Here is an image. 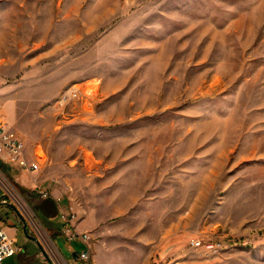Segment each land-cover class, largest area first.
I'll list each match as a JSON object with an SVG mask.
<instances>
[{
  "label": "rangeland",
  "instance_id": "1",
  "mask_svg": "<svg viewBox=\"0 0 264 264\" xmlns=\"http://www.w3.org/2000/svg\"><path fill=\"white\" fill-rule=\"evenodd\" d=\"M0 119L49 157L0 161L26 264L83 248L38 204L90 264H264V0H0Z\"/></svg>",
  "mask_w": 264,
  "mask_h": 264
},
{
  "label": "built area",
  "instance_id": "2",
  "mask_svg": "<svg viewBox=\"0 0 264 264\" xmlns=\"http://www.w3.org/2000/svg\"><path fill=\"white\" fill-rule=\"evenodd\" d=\"M69 92L71 96L79 98L82 89L73 87ZM91 94L93 93L91 92ZM33 155L34 157L31 158L28 154L23 137L0 119V157L7 162L18 165L25 171H40L48 162V153L39 144L34 149ZM40 193L44 198L49 196L47 190L40 189ZM76 217L74 213L62 214L64 220L63 235L70 241L78 240L84 244V247L75 253L74 258L78 264H90L93 257V235L91 231H80L76 228ZM193 244L196 246L203 245L201 240H193ZM214 245V243L209 242L205 246L211 249ZM48 247V259L45 264H70L56 243L54 245L48 244ZM21 250L22 247L18 245L17 240L10 236L4 228H0V264H4L8 257L17 254Z\"/></svg>",
  "mask_w": 264,
  "mask_h": 264
},
{
  "label": "crops",
  "instance_id": "3",
  "mask_svg": "<svg viewBox=\"0 0 264 264\" xmlns=\"http://www.w3.org/2000/svg\"><path fill=\"white\" fill-rule=\"evenodd\" d=\"M0 161H5L3 158H1L0 157ZM5 162H7V161H5ZM19 167V166H18ZM38 206V209H37V212H43L42 214H44L45 216H47V218L49 219V221H48V223H43V225L48 229V231L51 233V235L53 236V238L55 239V236L56 235H58V234H63V228H64V220H63V218L61 217V220H60V223H58V224H56V225H54L53 223H50V222H53L52 220H53V218L55 217V213H56V208H54V209H52V210H50V209H48V208H46L45 206H42V204H38L37 205ZM1 207V206H0ZM55 207V206H54ZM2 213H4L3 211H2V208H0V228H4L7 232H8V234L10 235V236H12V237H14L16 240H17V243H18V236H17V233H18V231H19V224H17V223H14L11 219H10V215H8L7 217L4 215V214H2ZM82 223V222H81ZM81 223H76V221H75V225H76V228L78 229V230H80V231H86V230H88V226H86V227H83V228H81V229H79L80 228V224ZM9 228H13V232L12 233H10L9 232ZM23 230H27V227H24V229ZM82 243V242H81ZM19 244V243H18ZM82 246L84 247V244L82 243ZM77 251H74L73 252V256L75 255V253H76ZM19 254H20V257H21V260H22V263L23 264H26L27 262H29L30 260H31V257L30 256H28L27 254H25L24 252H23V248H22V250L20 251V252H18ZM64 256V255H63ZM8 258H10V257H8ZM7 258V259H8Z\"/></svg>",
  "mask_w": 264,
  "mask_h": 264
},
{
  "label": "bare ground",
  "instance_id": "4",
  "mask_svg": "<svg viewBox=\"0 0 264 264\" xmlns=\"http://www.w3.org/2000/svg\"><path fill=\"white\" fill-rule=\"evenodd\" d=\"M0 180H1V182L4 184V186L8 189V190H10L15 196H16V198H18L17 197V195L15 194V192L12 190V188L9 186V184L7 183V181L4 179V178H2V176L0 175ZM19 201L22 203V205H23V207L27 210V208H26V206L24 205V203L22 202V200H20L19 199ZM28 211V210H27ZM30 214V213H29ZM37 224V223H36ZM92 262V260L90 261V263Z\"/></svg>",
  "mask_w": 264,
  "mask_h": 264
},
{
  "label": "trees",
  "instance_id": "5",
  "mask_svg": "<svg viewBox=\"0 0 264 264\" xmlns=\"http://www.w3.org/2000/svg\"><path fill=\"white\" fill-rule=\"evenodd\" d=\"M55 208H56V206H55ZM37 209H38V207H37ZM37 209H36V212H37ZM57 209V208H56ZM56 212H57V210H56ZM37 214H38V212H37Z\"/></svg>",
  "mask_w": 264,
  "mask_h": 264
}]
</instances>
